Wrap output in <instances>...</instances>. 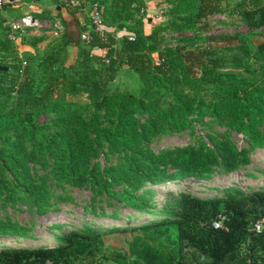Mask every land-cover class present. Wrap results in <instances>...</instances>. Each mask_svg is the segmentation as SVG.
Wrapping results in <instances>:
<instances>
[{"label": "trees", "instance_id": "obj_1", "mask_svg": "<svg viewBox=\"0 0 264 264\" xmlns=\"http://www.w3.org/2000/svg\"><path fill=\"white\" fill-rule=\"evenodd\" d=\"M78 1L61 4L66 16L56 14L62 25L56 37L29 41L32 58L19 56L0 12V63L14 62L0 69V197L33 217L55 210L47 205L44 178L35 180L31 164L49 167L60 184L112 194L132 208L144 206L132 200V190L189 178L204 181L217 169H240L246 149L224 138L164 151L148 147L153 135L180 131L203 118L229 115L237 133L264 148V81L244 75L246 60L264 53V41L251 51L240 33L208 32L210 18L224 13L239 15L251 28L264 26V0H166L170 6L159 17L148 14L144 0ZM85 3L101 6L103 33L82 24L79 32L68 31L67 16L87 12ZM33 16L48 19L51 10ZM122 29L128 34L118 35ZM85 31L88 41L81 38ZM167 33L192 37L165 44ZM227 53L234 56L226 59ZM123 66L137 74V94L110 88ZM219 87L226 99L207 97V89ZM82 100L91 108L88 117L80 114ZM41 114L53 115L52 123L40 122ZM103 150L105 161L116 155L121 162H94ZM210 188L220 194L179 189L173 207L151 211L154 217L138 226L101 228L88 221L39 240L14 223L0 222V236L14 241L0 242V264H264V187ZM219 215L222 226L214 227ZM256 222L259 231L253 229ZM162 226L175 232L172 239L165 234L168 245L138 232ZM21 234L28 242L18 238Z\"/></svg>", "mask_w": 264, "mask_h": 264}, {"label": "rangeland", "instance_id": "obj_2", "mask_svg": "<svg viewBox=\"0 0 264 264\" xmlns=\"http://www.w3.org/2000/svg\"><path fill=\"white\" fill-rule=\"evenodd\" d=\"M41 26L38 28L40 35H46V38L56 37L54 34L59 27V22L56 16H51L48 19H41ZM210 33H240L247 38V45L251 51H254L258 44L264 41V26L251 28L246 22L236 14L224 13L210 18ZM62 29V27H61ZM59 29V31H61ZM58 31V33H59ZM182 36L192 37L191 33H167L165 35V44L182 43L177 40ZM30 37V35H29ZM31 38V37H30ZM43 43L40 44L42 46ZM200 44L195 41L194 46ZM39 45V44H38ZM34 50V49H33ZM74 52V50H73ZM72 52V53H73ZM21 58L33 57L35 52L23 50L19 52ZM31 54V55H30ZM234 53H227L226 59H231ZM238 56V55H236ZM154 57L156 58L155 54ZM248 64V72L244 73L249 79L254 82L261 83L264 81V53L262 55L255 54L250 59L246 60ZM14 62H4L0 65L13 67ZM228 68H231L227 65ZM232 71H238L232 69ZM110 88H118L123 92H131L137 94L141 83L136 73H134L127 66H123L116 75L114 82L109 83ZM207 97L214 99H226L227 95L221 87L209 88L206 90ZM162 101L165 104L168 97L162 94ZM82 108L80 114L83 117H88L91 108L82 100ZM39 121L43 123H52L54 116L51 114L39 115ZM213 138H224L228 140L235 148L246 149L245 162L237 171L230 173L215 170L211 178L204 181H197L192 178L184 179L180 182H168L159 187L150 186L142 189L132 190L130 195L132 200L143 203V208H132L127 205L125 199H118L112 194L105 192L101 194H93L92 190L87 186H73L67 183L60 184L50 172L49 167H39L31 164L33 173L36 174V181L44 182L48 187V202L49 207L54 208L44 216L30 215L26 210H22L17 202H11L3 197H0V222L14 223L21 230L27 234H34L39 240H50L51 236L63 234L64 231L81 227L83 223L92 222L97 227H107L110 225H132L138 226L141 221L154 217L150 212L153 210L170 209L173 207V202L177 192L181 188L190 187L195 193L207 195L216 192L220 194V190L216 191L210 187L212 185L220 186L219 189L228 184L235 183L237 186L243 188H259L264 187V148L250 145L246 137L236 132V129L231 123V117L226 115L222 118H203L190 124L184 129L173 132L171 130L163 131L152 136L148 147L154 151H164L173 149L175 147L183 148L188 144H196L199 139L211 145ZM104 150L93 160L103 163L111 164L121 162V159L116 155H108V160L105 161ZM172 170V168H169ZM117 191H122L123 185L117 184L115 186ZM56 225V226H55ZM154 229L143 230L138 232L142 235H152L151 242L162 243L168 245L169 242L165 240V234L168 233L170 238H174L175 232L172 228L162 226L158 231ZM18 238L23 242H28V237H23L22 234ZM31 241V240H30ZM1 243H13V238L9 236H0ZM99 255V253H97Z\"/></svg>", "mask_w": 264, "mask_h": 264}, {"label": "crops", "instance_id": "obj_3", "mask_svg": "<svg viewBox=\"0 0 264 264\" xmlns=\"http://www.w3.org/2000/svg\"><path fill=\"white\" fill-rule=\"evenodd\" d=\"M72 1L74 0H55L54 2L52 0H12L8 1L2 8H0V12L5 16L6 22L16 19L23 14L29 13L33 15V13H40L43 8L50 9L51 16H56L57 12H60L61 15L65 17L66 12L64 13V7L61 4L66 2L71 3ZM77 2L79 3L78 0ZM144 4L149 15L156 13L158 17L160 16L161 12L165 11L170 6L166 2V0H144ZM83 6H85L87 12H77L74 17L67 16L66 18L68 31L71 33L79 32V26L81 24L85 25L87 28L90 27L91 18L90 12L88 11L91 8V4L85 3L83 4ZM117 34H128V31L122 29L119 30ZM29 35L31 38L29 37ZM39 36L48 39L45 37L46 35H40V31L38 29H26L24 31L18 32L17 39L14 41V43L19 56H21L19 52L23 50H29L30 52H34L33 47L29 45V41H31L33 37ZM41 43H44V41H42Z\"/></svg>", "mask_w": 264, "mask_h": 264}, {"label": "built area", "instance_id": "obj_4", "mask_svg": "<svg viewBox=\"0 0 264 264\" xmlns=\"http://www.w3.org/2000/svg\"><path fill=\"white\" fill-rule=\"evenodd\" d=\"M9 0H0V7H2L4 4H6ZM72 5H77L78 2L77 0H74L71 2ZM90 12V25L91 28L94 29L95 31H98L99 33H103L102 31V27H101V6H99L98 4H92L91 8L89 10ZM42 20L39 18L34 17L32 14H23L21 16H19L16 19H13L9 22H7V25L10 28V33H9V38L12 41H15L17 39V35L16 32H20V31H24L26 29L30 30V29H38L41 26V22ZM59 29H61V25L59 23ZM54 32L55 35H58V31ZM81 38L85 41H88L90 39V36L88 34V31H85L81 34ZM218 220H214L213 221V226L214 227H218V226H222V220L224 219L223 215H219L218 216ZM261 228V224L260 222H256L253 226V229L256 231H259Z\"/></svg>", "mask_w": 264, "mask_h": 264}, {"label": "water", "instance_id": "obj_5", "mask_svg": "<svg viewBox=\"0 0 264 264\" xmlns=\"http://www.w3.org/2000/svg\"><path fill=\"white\" fill-rule=\"evenodd\" d=\"M9 1H12V0H9ZM0 69L5 71V70H7V67L0 65Z\"/></svg>", "mask_w": 264, "mask_h": 264}]
</instances>
